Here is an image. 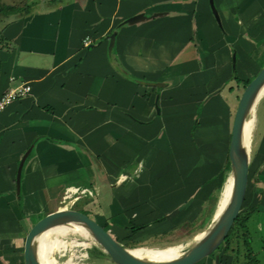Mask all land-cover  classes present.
<instances>
[{"label":"crops","instance_id":"obj_1","mask_svg":"<svg viewBox=\"0 0 264 264\" xmlns=\"http://www.w3.org/2000/svg\"><path fill=\"white\" fill-rule=\"evenodd\" d=\"M230 6L227 28L210 0H40L6 22L14 49L1 51L0 94L32 92L0 113V264H25L27 218L88 197L71 190L89 192L90 215L122 237L181 232L200 209L215 218L243 80L264 42V0ZM255 116L243 210L264 264V96ZM246 260L223 253L221 264Z\"/></svg>","mask_w":264,"mask_h":264},{"label":"water","instance_id":"obj_2","mask_svg":"<svg viewBox=\"0 0 264 264\" xmlns=\"http://www.w3.org/2000/svg\"><path fill=\"white\" fill-rule=\"evenodd\" d=\"M211 8L219 24L222 19L215 0H210ZM145 14H138L129 18L126 23H135L142 20ZM116 32L111 37L112 50L115 45ZM264 86V67L260 73L246 86L238 105L233 126V133L230 146V160L232 162V174L234 176V189L228 206L220 217L214 218L205 235L180 257L167 260H147L132 253L131 249L106 228V224L100 223L90 214L75 208H61L50 212L35 222L28 231L25 243V264H42L37 245V237L48 229L57 225L78 224L86 227L94 236L96 241L107 253L110 261L116 264H196L205 258L215 254L224 244L231 232L233 225L243 210L246 200L250 179L251 149L243 144V131L248 113L258 98ZM260 100V99H259ZM257 101V103L259 102ZM32 152L30 148L23 156L17 175L18 193L22 190V173L25 163ZM216 264H221V255L215 256Z\"/></svg>","mask_w":264,"mask_h":264},{"label":"rangeland","instance_id":"obj_3","mask_svg":"<svg viewBox=\"0 0 264 264\" xmlns=\"http://www.w3.org/2000/svg\"><path fill=\"white\" fill-rule=\"evenodd\" d=\"M40 0H0V37L2 36V27L6 25V22L11 21L15 18L17 15H12L10 19L5 18L7 16L6 11L9 9H21L19 13V17L24 16L25 9L27 6H31L34 2H39ZM237 0H217V6L219 8V11L222 14V24L227 28L228 23L225 20L223 16L222 9L224 7H229L230 5H233L234 2ZM239 1V0H238ZM242 1V0H241ZM231 7V6H230ZM211 9V8H210ZM212 10V9H211ZM213 12V11H212ZM258 43V42H255ZM259 44V43H258ZM259 50L256 52V55L253 53L252 58V64L250 68L246 70L245 77H248L247 79L253 80L262 70L263 64H261L260 61H264V42L262 44H259ZM252 55V54H251ZM240 76H242V73H240ZM253 147V145H252ZM251 147V148H252ZM252 151V149H251ZM252 153V152H251ZM232 175V173H231ZM228 178V176H227ZM226 178V180H227ZM225 182L227 183V181ZM226 183H224L223 187L226 186ZM84 193L87 194L88 197L84 198L82 201L78 202L76 204V208L82 209L84 212L89 213L93 215L95 208L92 203V199L90 200L91 194L87 191L78 192L75 195L71 197V199H74L76 196L83 195ZM217 198L213 201L214 208L216 209L218 206L220 195H222V190H219ZM219 197V198H218ZM66 196H61L60 203L66 202ZM69 200V199H68ZM57 202H53V204H57ZM91 203V204H90ZM210 204V203H209ZM74 208V207H72ZM75 208V209H76ZM211 209V208H210ZM96 212V211H95ZM210 212V210H209ZM209 212L207 210L200 209L197 211V217L188 218V222L185 225L182 226V231L178 233L173 234H165V233H151V232H144L140 233L136 236H128V237H122L118 235L111 224L106 226V228L114 235L116 239H118L120 242H122L126 247L133 249L136 247H153V248H165L168 246H180L181 254L188 251L197 241L196 236L209 229V226L214 221V214L209 215ZM44 215H36L30 218H27L28 225H31L34 222H37L40 219V216ZM100 220H104L103 218H100ZM73 233V234H72ZM71 234V235H70ZM83 235V236H82ZM85 235L82 234V232H74L70 231L67 235H65L63 238L66 239L69 243H72L73 240L77 241L78 243L75 246H66L61 247L60 249L55 250V257H57L60 264H64L67 260H69L70 257L74 258L75 264H116L110 260H108V255L102 248V246L96 241L92 233H90V237H84ZM90 238V239H89ZM184 241V242H183ZM87 243V244H86ZM89 243V245H88ZM185 243V245H184ZM86 244V245H85ZM101 252V253H100ZM218 252H222L221 250H218L213 257H211L210 262H212L215 258V255ZM210 257V256H209ZM207 257V258H209ZM206 258V260H207ZM216 260V259H215ZM204 261H201L198 264H204ZM216 263V262H215Z\"/></svg>","mask_w":264,"mask_h":264},{"label":"bare ground","instance_id":"obj_4","mask_svg":"<svg viewBox=\"0 0 264 264\" xmlns=\"http://www.w3.org/2000/svg\"><path fill=\"white\" fill-rule=\"evenodd\" d=\"M263 96H264V86L262 87L258 95V98L252 105L248 113V116L246 118L245 125H244L242 141H243L244 146L248 149H251L252 142H253L252 138H253V132H254L255 122H256L255 115H256L257 101L261 99ZM233 189H234V176L232 174L228 178L226 186L223 190L221 200L220 202H218L219 206L216 212V217H220V215L224 212L225 208L228 206L231 200L232 194H233ZM70 231L82 232V234H84L87 238L90 237L89 230L86 227L82 225H78V224L57 225V226H54L48 229L47 231H45L44 233L40 234L37 237L38 253H39V257H40L42 264H60L57 257H55V253H54L55 250L60 249L61 247L69 246V245L75 246L78 243L75 240H73L72 243H69L70 241L68 242L66 239L63 238ZM205 233L206 231L199 233L196 236V240H200L205 235ZM131 251L135 255L142 257L144 259L158 260V261L172 260L182 255L180 251V246H168L165 248H157V247L153 248V247H142L141 246V247L133 248L131 249ZM64 264H75L74 258L70 257L69 260H67Z\"/></svg>","mask_w":264,"mask_h":264},{"label":"trees","instance_id":"obj_5","mask_svg":"<svg viewBox=\"0 0 264 264\" xmlns=\"http://www.w3.org/2000/svg\"><path fill=\"white\" fill-rule=\"evenodd\" d=\"M29 6L26 7L25 13L28 12ZM21 9H9L5 14V18L10 19L12 15H19ZM24 13V14H25ZM7 25L2 27V36L0 37V77L2 73V56L1 51L4 49L12 50L14 49L13 43L5 35V29ZM240 80V78H238ZM241 81V80H240ZM244 88L252 81L251 79L243 80ZM229 168L232 170V162L229 158ZM253 215V210H242L238 218L236 219L233 228L229 235L227 236L224 244L219 248L222 252H218L223 258V253H228L234 256V262L239 263L242 257L247 258L245 264H258L254 256V248L252 245V230L250 227V220ZM106 226H108L106 224ZM144 226H133L134 233L143 229ZM101 253V252H100ZM216 256V255H215Z\"/></svg>","mask_w":264,"mask_h":264},{"label":"built area","instance_id":"obj_6","mask_svg":"<svg viewBox=\"0 0 264 264\" xmlns=\"http://www.w3.org/2000/svg\"><path fill=\"white\" fill-rule=\"evenodd\" d=\"M92 38L87 37L84 39V45L90 46L92 44ZM32 92V86L28 83H21L11 87L7 91L0 94V113L4 111L12 102L20 100L28 96ZM79 190H71L70 193H77ZM86 191V190H84Z\"/></svg>","mask_w":264,"mask_h":264}]
</instances>
